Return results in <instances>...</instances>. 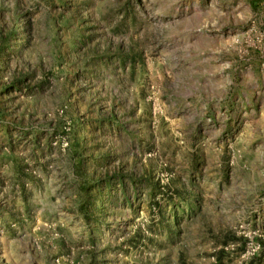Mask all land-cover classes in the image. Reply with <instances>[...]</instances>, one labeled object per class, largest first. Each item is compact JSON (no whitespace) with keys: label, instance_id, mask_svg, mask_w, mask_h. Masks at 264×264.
Masks as SVG:
<instances>
[{"label":"rangeland","instance_id":"obj_1","mask_svg":"<svg viewBox=\"0 0 264 264\" xmlns=\"http://www.w3.org/2000/svg\"><path fill=\"white\" fill-rule=\"evenodd\" d=\"M0 264H264V0H0Z\"/></svg>","mask_w":264,"mask_h":264},{"label":"trees","instance_id":"obj_2","mask_svg":"<svg viewBox=\"0 0 264 264\" xmlns=\"http://www.w3.org/2000/svg\"><path fill=\"white\" fill-rule=\"evenodd\" d=\"M79 122H83L80 121ZM80 128L81 130L79 129L78 132H77V136H76V144H77V148L79 150V152L83 153V152H87L89 150V153L92 154V156H100V153L102 152V143H94L93 140L95 137L92 138V134L90 133V131H88L87 127H83L81 126V123H80ZM87 131V133L85 134V131ZM93 142V143H92ZM96 142V141H95ZM91 144V145H90ZM107 158V156H104V155H101V159L102 160H105ZM100 166H102L100 164ZM113 178L115 177H111L110 175H106L105 179H102L100 180V184L101 186V195H105L104 194V187L106 184V191L110 189V187H112L113 183H112V180ZM104 183V184H103ZM104 185V186H103ZM122 185L124 186V195L126 196V200H129L128 198V195H127V189L125 188V183L122 182Z\"/></svg>","mask_w":264,"mask_h":264}]
</instances>
